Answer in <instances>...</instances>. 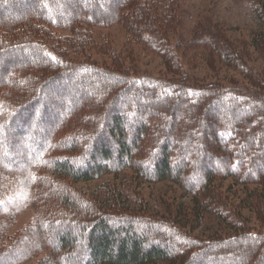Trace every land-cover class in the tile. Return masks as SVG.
<instances>
[{
    "label": "trees",
    "instance_id": "1",
    "mask_svg": "<svg viewBox=\"0 0 264 264\" xmlns=\"http://www.w3.org/2000/svg\"><path fill=\"white\" fill-rule=\"evenodd\" d=\"M154 3L155 0H0V26L13 33L20 26L25 34L14 45L6 46V41L0 40V54L21 57L14 67L3 66L0 87L7 86L19 94L17 99L22 94L26 97L20 103L0 101V196L5 194L3 182L9 175L21 173L36 180L39 170L44 171L50 190V199L44 198L41 203L34 230L13 238L0 220V264H28L43 252L46 255L36 264L194 261L192 255L186 259L195 245L181 233L161 227L159 222L117 211L124 208L120 193H109L106 209L97 207L61 187V178L87 182L131 168L145 181L181 185L197 196L203 213L223 211L217 180L232 179L234 185L260 187L261 191L250 190L245 203L250 210H264V0L253 1V17L260 30L246 46L216 39L215 34L173 35L174 27L182 25L181 18L186 13L178 14L173 0L160 2V6ZM117 24L129 39L157 56L172 77L152 79L139 75L125 66L128 58L121 57L108 44L103 52L109 54L111 64L100 66L78 59L105 45L96 41V28ZM63 42L66 45L62 47ZM248 47L261 56L263 66L249 65L253 58ZM187 55L204 57L211 71L220 66L238 74L244 83L218 77L196 81L185 69ZM39 77L44 80L40 82ZM60 77L65 80L59 85L61 90L78 94V101L69 103L64 123L57 126L69 125L71 133L56 137L53 130L45 141V130H22L29 122V116L24 115L35 100L42 101L43 114L55 108L58 97L49 95L47 89L40 92L43 84L47 88ZM59 103L66 105L63 100ZM58 116L57 112L54 118ZM107 136L109 141L105 140ZM26 137L25 149L32 152L22 150L21 141ZM135 137L137 142L131 144ZM55 145L64 150L56 154ZM81 145L86 150L91 148L90 157L77 154ZM21 151L23 158L18 156ZM31 154L38 155L37 160ZM191 177L193 186L188 183ZM115 211L119 213L113 214ZM200 216L197 215L199 220ZM165 229L186 244L168 239L165 232L162 234ZM234 239L229 244L218 240L212 247H205L204 257L196 264H232L220 254L222 251L239 253L241 264H264V235L249 232Z\"/></svg>",
    "mask_w": 264,
    "mask_h": 264
},
{
    "label": "rangeland",
    "instance_id": "2",
    "mask_svg": "<svg viewBox=\"0 0 264 264\" xmlns=\"http://www.w3.org/2000/svg\"><path fill=\"white\" fill-rule=\"evenodd\" d=\"M149 1L151 2V0ZM166 1L168 0H155L156 3L154 4L160 6V2L164 3ZM173 1L175 2L178 14H180L181 11L186 13L181 18L183 20V22H181L182 25L180 27H174V31L177 33L172 32L173 35H178V37L184 34L190 37L192 33H197V37L199 35L212 36L215 34L216 39L222 40V38H225L227 41L229 40L246 46L252 42L254 36L260 30L258 23L253 17L252 5L254 0ZM19 28L20 26H17V33H13V31L0 26V40L3 42L6 41V46L17 44L19 37L25 35L20 31L21 28L20 30ZM94 34L96 41L98 43H105V45L101 44L97 46L95 50H91V52L86 53V55L83 53L88 59L83 57V55H79L78 59L87 60L89 63L95 62L100 66H103L107 62L111 64L112 61L109 54L103 52V49L107 46L106 44H108V46L115 49L121 57L128 58L126 63H124L125 66L131 67L132 71L136 70L139 75L149 76V78L152 79H169L172 77L169 73H166L165 67L157 56L150 54L140 43L128 38L125 29L120 24L107 29L96 28ZM46 41L50 46L51 43L48 42L49 40L46 39ZM65 45V42H63L62 47ZM248 49H250L253 58L249 65L252 68L263 66L261 56L255 52L253 48L248 47ZM2 54L3 53L0 54V78L3 71H5L3 69L4 65L7 64L8 68L14 67L21 60L20 56L9 58ZM28 60L33 61L34 59L28 57ZM184 66L189 72V75H191L193 79L195 78L196 81H212L218 77L220 79L226 78L227 82L234 81L239 84L244 83L242 77L238 74L221 68L220 66H218V70L215 72L211 71L210 65L207 64L204 57L200 59L197 57L196 59L195 57L187 55ZM39 78H41L39 80L40 82L44 80L42 77ZM64 81L65 80L60 77L54 82V85L50 84L47 88L45 84H43L44 90L40 93H43V91L45 92V89H47L46 92L49 95H55L59 100L54 102L55 108H52L53 110L44 114L41 108L42 101L35 100V104L25 111L24 116L25 118L29 116V122H27L24 128L22 127L23 129L21 128L22 130L25 131L28 129L33 133H35L36 129L42 130L43 133L45 130L46 134L44 133L45 135H42V139L45 141L48 135L52 136L53 130L55 131L56 137L66 136L71 133V126L69 125H64L60 128L57 127L59 124L64 123L63 121L66 118V113L69 112L71 108L69 103L78 101V94L73 95L71 91H66V89L61 90V88H59V85L65 83ZM12 91L13 90H9L7 86L0 87V101L9 103L17 101L20 103L26 99L23 94L17 99L19 94L13 93ZM40 93H37L36 96L39 97ZM60 100H63L66 105H61L59 103ZM57 112L59 116L55 119L54 116ZM100 124H102V122H100ZM105 140L109 141V137L107 136ZM27 142V137L22 139V150L24 149V152L25 150L32 152L30 149H25L28 145ZM136 142V137L131 140V144H135ZM63 150L64 149L60 146L55 145L54 151L56 154H60ZM79 150L77 154H92L91 148H87L86 150L85 145H81ZM22 154L23 151H21L18 156L23 158ZM62 154L60 155L61 157H63ZM31 157L37 160L38 155L31 154ZM98 160L101 162V158ZM116 172L118 173L110 172L100 178L87 182H75L70 178H61V187L65 188L74 197L78 199L81 198L86 202H90L93 205H97V207L105 209L108 207L107 197L111 193H120L123 203L121 207L124 208L117 211L120 213L124 212L131 216L135 215L147 221L159 222L161 227L172 228L175 232L181 233L185 239L195 245L188 251L186 259L187 261L188 257L192 255L191 257H193V262L195 264L199 263L202 257H204V248L212 247L215 241L218 242V240H221L222 243L226 244L228 241H234V237L249 232L255 235H264V210L262 211L257 208L255 211L250 210L245 203L250 190L258 189L261 191L260 187H256L255 185H234L232 179H218L217 186L224 204L223 211L220 213L213 211L203 213L197 202V196L189 193L175 182L145 181L131 168ZM44 177L46 178L44 171L39 170V176L36 180L28 178L27 175L23 176L20 173L9 175L8 180L3 182L6 184L4 186L6 191L5 194L0 196V220H3L8 233L13 235V238H19L26 231L34 230L39 213L41 214L42 201L44 198L50 199V190L47 188L46 179ZM193 182L194 177H191L188 183L190 186H193ZM119 212L115 211L113 214ZM197 215H201L200 220ZM221 215L224 218H221ZM238 224H241V226H239L241 228H237ZM164 232L166 237L173 242H178L177 244L182 243L183 245L186 244L184 241L173 237V235H168L166 229L162 231V234H164ZM231 245H233V243ZM244 247L248 248L249 246ZM172 252H177V249H173ZM206 253H209V249ZM43 254L46 255L45 252H43L41 256L28 264H36ZM220 254L224 255L229 263L241 264L243 262L242 258L238 255L239 253L234 252L230 254V252L222 251ZM186 261L185 263H187ZM193 262H191V264H194Z\"/></svg>",
    "mask_w": 264,
    "mask_h": 264
},
{
    "label": "snow or ice",
    "instance_id": "3",
    "mask_svg": "<svg viewBox=\"0 0 264 264\" xmlns=\"http://www.w3.org/2000/svg\"><path fill=\"white\" fill-rule=\"evenodd\" d=\"M53 59H55V57H53ZM0 107H2V105H0Z\"/></svg>",
    "mask_w": 264,
    "mask_h": 264
}]
</instances>
